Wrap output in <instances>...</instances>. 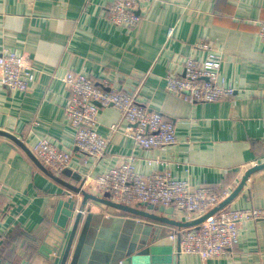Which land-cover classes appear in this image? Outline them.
Returning a JSON list of instances; mask_svg holds the SVG:
<instances>
[{"label": "crops", "instance_id": "crops-1", "mask_svg": "<svg viewBox=\"0 0 264 264\" xmlns=\"http://www.w3.org/2000/svg\"><path fill=\"white\" fill-rule=\"evenodd\" d=\"M111 1L0 0V52L26 55L36 69L26 93L10 91L0 77V131L16 136L29 149L41 139L52 141L70 152L68 170L82 180L134 156L141 175L169 171L195 188L233 192L248 169L264 163V41L259 35L264 0H151L132 31L110 23ZM199 42L221 53L222 77L237 89L233 98L191 104L167 92L168 75L183 76L185 59L205 56L196 49ZM68 71L84 73L97 85L108 81L119 91L138 93L148 109L175 124L176 144L141 149L122 133L112 134V125L120 123L123 129L126 125L114 107L100 106L98 133L109 140V149L100 162L82 156L74 147L76 130L65 116L70 91L63 79ZM44 168L0 136V183L6 187L0 197V264H53L44 249L59 247L57 260L66 249L68 234L53 222V215L57 201H68L61 196L68 190ZM59 178L80 185L73 175L63 172ZM86 191L111 201L92 188ZM88 205L105 223L108 238L123 237L124 220L142 222L100 203L88 201ZM229 207L264 209V170L250 176ZM156 208L148 213L179 220L175 212ZM158 224L169 238L177 237L178 227ZM177 238L172 240L174 246ZM180 264H264V219L242 224L232 254L206 261L181 254Z\"/></svg>", "mask_w": 264, "mask_h": 264}, {"label": "built area", "instance_id": "built-area-1", "mask_svg": "<svg viewBox=\"0 0 264 264\" xmlns=\"http://www.w3.org/2000/svg\"><path fill=\"white\" fill-rule=\"evenodd\" d=\"M151 0H112L108 19L115 26L127 30L137 27L142 21L138 12L141 5ZM173 30L169 31V36ZM260 37L264 41V23L260 24ZM196 49L204 53L203 58L190 56L183 61L184 75L170 74L166 78L168 93L182 97L191 104L214 103L233 98L237 89L222 77L223 57L209 43L199 42ZM36 69L26 55L4 50L0 52L1 84L10 91L26 93ZM70 91L65 106V116L70 127L76 130L75 150L82 156L96 162L104 159L109 149V140L98 133L100 106L114 107L126 125L114 124L112 134L122 133L144 150L174 146L177 129L174 123L156 111H151L139 99L138 93L119 91L108 81L97 85L88 75L68 71L63 79ZM121 122V123H122ZM35 157L46 166L52 175L59 177L69 168L72 155L60 149L48 139H41L30 149ZM135 157L125 159L119 167L92 177L89 173L83 179V190L92 188L102 197L109 195L114 203L128 207L145 204L172 208L179 218L187 223L195 221L216 207L231 194L226 189L217 194L209 187H193L186 180L173 177L169 171H153L144 176L135 170ZM152 165V163H149ZM5 185L0 183V197ZM61 196L74 199L76 195L61 191ZM264 219V209H232L229 206L192 228H179L171 240L180 241V253L194 255L206 261L232 254L237 248L241 227L244 222ZM53 250L49 257H57Z\"/></svg>", "mask_w": 264, "mask_h": 264}, {"label": "water", "instance_id": "water-1", "mask_svg": "<svg viewBox=\"0 0 264 264\" xmlns=\"http://www.w3.org/2000/svg\"><path fill=\"white\" fill-rule=\"evenodd\" d=\"M0 136L5 137L16 143L23 149L33 163L46 171L42 163L35 157L32 151L16 136L0 131ZM264 170V163L255 165L248 169L242 177L239 185L232 194L224 200L218 207L204 215L203 217L183 223L176 220L164 219L148 211H157L156 206L145 204L143 209H137L120 205L89 194L83 190V180L78 174H71L70 170H65L64 175L72 176L79 182V187L65 183L61 178L50 175L54 181L64 186L69 192L76 195L74 199L68 201L59 200L54 206L53 222L58 225L64 234H68L66 249L61 257H49L53 250L44 249L45 256L53 264H180V241L176 246L170 240L167 233L158 223H165L178 228H192L200 225L212 215L229 206L235 198L243 191L248 179L253 174ZM83 200L79 202L78 197ZM61 197V196H60ZM60 197H57L60 199ZM88 201L100 203L110 208L119 210L126 215L140 218L141 223L128 219L124 220L121 231L123 237L118 238L117 234H112L108 238L105 230V223L100 220L98 215L93 214ZM161 213L172 214L174 209H160ZM146 220L152 221L148 226ZM104 226V227H103ZM140 229L142 239L135 240V234ZM59 252V247H55Z\"/></svg>", "mask_w": 264, "mask_h": 264}, {"label": "rangeland", "instance_id": "rangeland-1", "mask_svg": "<svg viewBox=\"0 0 264 264\" xmlns=\"http://www.w3.org/2000/svg\"><path fill=\"white\" fill-rule=\"evenodd\" d=\"M146 4H147V2L144 3V4H142V5H141V9L144 8ZM141 9H140V11L138 12L139 15H142V14H141ZM142 10H143V9H142ZM142 17H143V16H142ZM134 29H135V27L129 29V31H132V30H134ZM141 231H142V230H141ZM141 231H140V229H139V230L136 232V234H135V240H137V239L139 238V235H140V236L142 235Z\"/></svg>", "mask_w": 264, "mask_h": 264}, {"label": "trees", "instance_id": "trees-1", "mask_svg": "<svg viewBox=\"0 0 264 264\" xmlns=\"http://www.w3.org/2000/svg\"><path fill=\"white\" fill-rule=\"evenodd\" d=\"M1 264H3V262Z\"/></svg>", "mask_w": 264, "mask_h": 264}]
</instances>
